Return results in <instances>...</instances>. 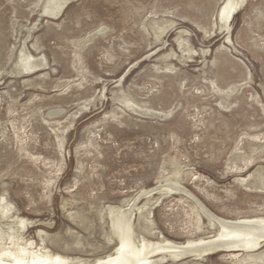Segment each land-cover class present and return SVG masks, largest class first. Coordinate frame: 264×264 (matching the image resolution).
<instances>
[{"label":"rangeland","instance_id":"1","mask_svg":"<svg viewBox=\"0 0 264 264\" xmlns=\"http://www.w3.org/2000/svg\"><path fill=\"white\" fill-rule=\"evenodd\" d=\"M48 1L0 0L3 257L107 259L106 206L175 177L193 196L164 186L138 204L152 198L149 222L133 216L152 264H264V246L161 250L220 234L196 198L224 219L264 215V0L229 31L226 0H67L57 19ZM23 48L45 62L29 75Z\"/></svg>","mask_w":264,"mask_h":264},{"label":"bare ground","instance_id":"2","mask_svg":"<svg viewBox=\"0 0 264 264\" xmlns=\"http://www.w3.org/2000/svg\"><path fill=\"white\" fill-rule=\"evenodd\" d=\"M245 1L246 0H226L224 2L219 13L222 29L228 27L230 19L236 15V13L239 11L238 9L241 8ZM67 3V0L48 1L44 7L45 14L47 15L45 17L53 19L59 18L63 8ZM166 30L167 28H162L160 31L161 35ZM44 63L45 62L43 58H34L26 48H23L20 51L19 59L16 62V69L19 75H29L35 72L38 68L43 67ZM171 181H174V184H172ZM164 186H167L172 190L180 189L188 192L179 184L175 177H169L161 184H157L154 187L142 190L130 202L127 201V203L124 202L118 204L111 203L106 206L105 210L108 212L111 220V233L108 235L107 240L109 243L114 241L117 242V247L114 255H109L107 259H99L95 264H152L155 262L147 253V250L154 246V244L150 241L141 239L138 236L132 220L137 210L145 221H150L153 202L152 198L149 197L148 200H146L140 206L138 204L145 196L157 191ZM188 193L191 194L190 192ZM196 200L221 224L222 228L220 234L217 237L211 239L190 241L184 244L167 242V246L161 250L169 251L168 257L176 259L183 256L195 255L197 258H199L204 253L212 250H245L246 252H252L264 246V215L237 220L224 219L209 211L197 198ZM5 208V201H0V241L5 236L4 232L1 231V225H3L1 222L9 215V213L5 211ZM18 228H20V226ZM12 232L16 233L17 229H13ZM151 232L153 233V230H151ZM153 234H155V232ZM168 257L164 256L159 260L163 262L167 260ZM159 260L156 261L159 262ZM15 262H17L15 264H93L82 255L75 257L71 261L57 257H41L27 262H24L23 259L15 260ZM0 264L12 263H10V260L5 259L0 252Z\"/></svg>","mask_w":264,"mask_h":264}]
</instances>
